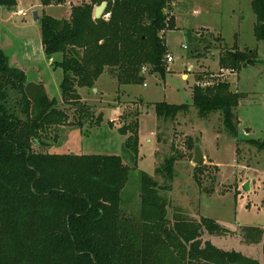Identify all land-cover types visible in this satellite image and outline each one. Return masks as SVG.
Wrapping results in <instances>:
<instances>
[{
  "label": "trees",
  "instance_id": "trees-1",
  "mask_svg": "<svg viewBox=\"0 0 264 264\" xmlns=\"http://www.w3.org/2000/svg\"><path fill=\"white\" fill-rule=\"evenodd\" d=\"M41 1L44 7L64 2ZM105 1L110 19H96L95 9ZM172 1L90 0L74 6L68 19L44 14V53L49 59L61 56L53 65L63 71L62 102L51 99L42 83L29 82L0 46V264H262L206 239L226 232L213 219L168 218L162 192L171 188L176 151L156 168L162 184L141 174L140 211L134 215L131 203L123 201L130 167L122 156L49 150L53 143L62 144L61 132L82 130L83 120L94 111L79 89H94L105 73L120 85L143 84L145 67L165 74L164 33L169 21L175 22L167 12ZM16 3L0 0L8 9ZM251 5L255 37L264 43V0H251ZM245 58V53L228 51L220 64L236 68ZM197 74L192 95L199 117L220 112L225 130L237 137L234 110L245 95L232 91L222 75ZM190 108L167 102L154 106L162 124ZM128 128L126 150L138 155L139 124ZM252 143L264 151V140ZM194 177L202 187L197 172ZM246 231L250 243L264 241L259 227Z\"/></svg>",
  "mask_w": 264,
  "mask_h": 264
},
{
  "label": "rangeland",
  "instance_id": "rangeland-1",
  "mask_svg": "<svg viewBox=\"0 0 264 264\" xmlns=\"http://www.w3.org/2000/svg\"><path fill=\"white\" fill-rule=\"evenodd\" d=\"M175 1L177 6L173 8L170 3L167 12L171 17L174 12L176 23L172 25L169 21V29L164 33L167 55H172L174 62L167 64L165 74L149 71L150 76H144L143 84L120 85L105 73L94 89H79L83 102L94 111L83 120L81 132L69 137L64 144L66 148L54 151V145H59L56 142L50 151L122 156L130 167L123 201L131 203L130 213L134 215L140 211L141 174L145 172L162 184L164 178L155 175L156 168L176 151L178 161L174 178L169 182L171 188L162 192L168 218L183 215L213 219L226 232L206 235V239L218 248L237 251L263 264L264 241L250 243L245 237L248 228L259 227L264 231V151L252 143L264 140V43L255 37L256 15L251 0ZM83 2L64 0L44 7L41 0H17L11 9L0 4V38L5 35L9 44L13 42V50L25 48L32 56L36 52L28 44L41 41L43 15L68 19L72 6ZM20 10L26 15L17 14ZM228 51L245 53L247 59L239 67L225 68L220 59ZM44 56L45 65L40 72L49 85L47 95L62 102L63 71L48 66L50 59ZM53 59L58 61L61 56L57 54ZM199 72L224 74L231 82V90L245 95L234 110L237 137L225 130L220 112L199 117L192 95ZM162 102L189 104L191 108L176 120L162 124L154 109ZM136 121L138 155L126 150L129 128L127 135L119 132L122 126ZM196 143L205 156L200 165L192 161L196 147L192 149L191 145ZM195 172L202 187L194 177Z\"/></svg>",
  "mask_w": 264,
  "mask_h": 264
},
{
  "label": "crops",
  "instance_id": "crops-1",
  "mask_svg": "<svg viewBox=\"0 0 264 264\" xmlns=\"http://www.w3.org/2000/svg\"><path fill=\"white\" fill-rule=\"evenodd\" d=\"M85 2H88V0H84V2L82 4H84ZM171 5L173 8H175L177 6L176 1L175 0L172 1ZM74 6L75 5L72 6V9ZM70 15H71V13H70ZM173 16H174V21L176 23V17L174 15V12H173ZM36 41L39 42V45ZM28 45L31 47L32 52L35 51L36 54H33L32 56L29 55V53L27 52V50L25 48H23L22 50H20V49L13 50L14 49L13 48V42H11V44H9V41L5 35H4V38H0V46H1L2 50L5 52V54L8 56L10 64L13 67H16L18 69L23 70L26 73L27 78H31L30 81L42 83L45 86V89L47 92V88L49 87V85L44 80V78L42 77L41 72H40L41 66L45 65V56H44L45 54H44V50H43L42 40L41 41H38V40L32 41ZM6 47L9 49H7ZM11 49L13 51H10ZM7 51H10V54ZM54 61L55 60L53 58L50 59V61L47 65L50 67H54V65H53ZM38 65L40 66V68L37 67ZM96 90H95V92H96ZM114 122H116V121H114ZM79 131L80 130L66 129L64 132H61L59 134L60 138L58 139V142H60L62 144L61 145H54V147H55L54 151H56V150L59 151L62 148H66L67 145H64V144L67 143L69 137L73 136L74 134H77L76 132H79ZM49 150H52V149L49 148Z\"/></svg>",
  "mask_w": 264,
  "mask_h": 264
},
{
  "label": "water",
  "instance_id": "water-1",
  "mask_svg": "<svg viewBox=\"0 0 264 264\" xmlns=\"http://www.w3.org/2000/svg\"><path fill=\"white\" fill-rule=\"evenodd\" d=\"M108 7V2L105 1L103 2L100 6H98L95 9V18L96 19H100L103 17L104 13L106 12ZM35 19H38V13L35 12ZM236 56V55H235ZM120 134L122 135H127L128 133V126L124 125L120 128L119 130ZM193 164L195 165H200L201 163L205 162V156L203 154V152L201 151V149L199 147L196 146L195 152H194V158H193Z\"/></svg>",
  "mask_w": 264,
  "mask_h": 264
},
{
  "label": "built area",
  "instance_id": "built-area-1",
  "mask_svg": "<svg viewBox=\"0 0 264 264\" xmlns=\"http://www.w3.org/2000/svg\"><path fill=\"white\" fill-rule=\"evenodd\" d=\"M17 14H19V15H26V13L25 12H23V11H18V13ZM103 17H104V19L105 20H109L110 19V13H104V15H103ZM165 61H166V64H171L172 62H174V58H173V56L172 55H166V57H165ZM142 74L144 75V76H150V74H149V69L148 68H143V70H142ZM222 76H223V78L225 79V80H227L230 84H231V82L228 80V78L226 77V75H224V74H222ZM200 86H202V87H204V86H206V84H201Z\"/></svg>",
  "mask_w": 264,
  "mask_h": 264
}]
</instances>
